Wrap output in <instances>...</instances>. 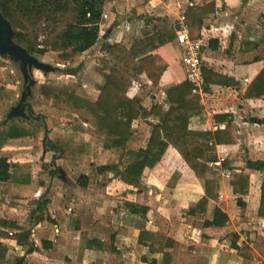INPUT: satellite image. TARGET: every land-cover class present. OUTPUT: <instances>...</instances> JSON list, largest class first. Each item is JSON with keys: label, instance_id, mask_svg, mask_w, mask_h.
I'll return each instance as SVG.
<instances>
[{"label": "trees", "instance_id": "obj_1", "mask_svg": "<svg viewBox=\"0 0 264 264\" xmlns=\"http://www.w3.org/2000/svg\"><path fill=\"white\" fill-rule=\"evenodd\" d=\"M108 1L123 0H0V10L17 32L16 42L32 55L41 57L49 53L52 60L61 67L66 68L70 64L68 68H74L83 63L84 54L100 42L104 5ZM216 10V1L202 6H189L186 9L185 21L189 24L190 38L193 41L205 39L206 43L204 22ZM245 12H249L250 17L256 13L248 6ZM262 19L264 20V13L261 15ZM134 20L138 35L131 45L102 42L100 50L109 55L111 62L106 58L93 62L90 72L84 71L76 81L47 80L40 86L42 106L61 118L69 119L72 126L67 135L56 139L57 148L62 152V157H65L69 147H83L84 158L77 162V166L86 171L77 179L83 188L88 187L91 179L99 174H112L128 185L141 186L146 169H153L161 163L168 149L174 148L195 175L205 181L207 188L209 187V195L213 191L218 193L222 187V171L214 165L218 160L209 158L216 155L217 146L238 143L237 121L230 113H219L216 115L217 123L219 126L224 124L225 128L215 131L204 129L207 113L201 103V96L194 92L196 85L189 80L167 89L166 99L163 102H153L150 106L145 104L143 97L131 96V91L143 75H147L154 85L160 84L168 65L154 54V51L177 41L179 29V25L168 17L141 16ZM39 31H44L48 36L43 43L39 41ZM207 43L213 48L218 39L210 37ZM263 43L264 35L257 42L244 41L242 49L249 51L251 46L258 49ZM7 66L6 60L0 58V68ZM202 76L203 91L208 94L212 92L213 85H219L238 88L244 92L246 99L264 98V69L247 87L242 81L211 66L203 67ZM90 82L98 93L94 98L79 93V87ZM18 94L16 87L0 85V152L13 141L32 140L39 133L34 119L14 118L6 121L7 115L18 100ZM140 121L147 125V143L141 147L131 146L129 142L136 135L135 125ZM254 121L264 124V119ZM94 146L103 153H113L107 164H97L92 160ZM222 166L227 168L228 162L222 161ZM246 168L263 172L264 160L247 159ZM32 176L31 162H12L0 155V184H9L8 189H3L0 193H10L12 185L31 184ZM179 176L180 174L175 172L168 186L175 187ZM40 183L44 185L45 182ZM230 184L234 193L240 196L238 204L244 206L241 196L249 195L252 191L250 173L233 171ZM207 203L208 201L202 198L189 213L206 212ZM46 206V203L37 206L38 213L31 225L20 220L0 217V264H36L28 259L29 256L54 248L55 241L51 236L59 224L47 213ZM127 206L136 214L145 215L149 210L147 206L137 203H127ZM258 215L264 218V178L260 186ZM68 218V224L77 219L73 215ZM228 220L224 210L215 206L213 218L207 225H224ZM68 228L70 229V226ZM10 231L14 233L11 235ZM1 237H9L18 246L26 247V253H19L17 248L11 249L1 241ZM115 237L113 235L105 239L104 244L108 246L102 249L110 250ZM238 240L239 235H234V248L238 249L242 256L250 257L251 249L245 243L238 245ZM139 243L147 246L151 253L163 254L161 264H173L172 253L168 250L172 241L165 234L141 229ZM149 263L157 264V261L151 258Z\"/></svg>", "mask_w": 264, "mask_h": 264}, {"label": "crops", "instance_id": "obj_2", "mask_svg": "<svg viewBox=\"0 0 264 264\" xmlns=\"http://www.w3.org/2000/svg\"><path fill=\"white\" fill-rule=\"evenodd\" d=\"M127 1L126 5L119 4V1L106 2L109 17L103 20L102 30H105L108 35L107 41L112 42L111 37L114 39L118 35H123V32L116 30V27L120 28L119 25L124 22L125 27L127 26L125 30L128 31L125 36L132 37L137 30L133 20L138 17H168L175 23H179L181 15L185 13L190 3H194V6H202L210 1H216L217 10L204 22V36L207 41L210 37L218 39V43L212 48L208 46L207 41L204 42L205 39L200 40L205 44L204 66H211L223 74L231 75L236 80L242 81L246 87L264 69V43L260 44L258 49H253L252 46L249 51L242 49L244 41L257 42L264 35V26H262L264 20H261V15L264 13V0H173L171 3L166 0ZM124 5L128 9L133 8L134 12L128 13L131 19H123ZM247 6L256 11L252 17L249 12H245ZM102 42L86 54L89 55L93 50L98 52L95 59L100 56L106 58L100 50ZM154 54L168 65L161 82L168 80L169 86L163 89L161 82L156 86L147 75L141 76L130 95L143 97L147 106L153 102H163L166 99L167 89L188 80V70L182 60L183 46L179 40L158 48ZM56 72L59 71L49 73ZM43 73L39 71L33 75L37 78L36 81H40L37 94L45 81L55 80L45 75L47 73ZM176 73L181 77L179 83L175 81ZM65 74L78 80L76 75H69L66 72ZM2 78L4 82H1ZM12 79L15 80V76L10 66L0 68V85L13 86L20 90L18 80H15L14 84L7 83ZM146 84L155 86L154 91L146 94ZM31 96L33 97V88ZM208 96L206 102H201L207 113V121L203 128L210 131L224 129V124L219 126L217 123L216 115L226 112L236 119L239 134L237 144L217 146L216 155L210 157L212 160L220 157V160L216 162V166L222 171V187L218 192L219 195H209L207 192L209 187L207 188L205 181L195 175L174 148L170 151L168 149L160 163L162 170L153 172L152 169H146L141 186L128 185L112 174H99L91 179L88 187L83 188L78 184L77 177L86 171L79 165L77 167L80 169H77L74 161H81L84 158V149L81 145H73L67 149V155L72 159L65 163V166L61 161V167L58 166L59 161H57L58 176L52 173L48 176L49 178L43 176L41 178V181L45 182L43 185L40 181H35L38 173L33 170L31 184L21 186L24 194H19L20 198L12 199L15 204L8 206L3 213L6 214L3 217L12 219L11 214L13 216L14 212L22 211L23 208L28 209V207L30 210V204L38 206L46 203L47 213L57 220L59 225L54 228L51 236L55 241L54 248L46 252L33 253L29 257L30 261L36 264H56L57 262L58 264H150L152 258L157 261V264H161L163 254L151 253L147 246L139 243L140 231L145 229L149 232L165 234L172 241L168 250L172 253L173 264H264V218L258 215L260 186L264 174L261 171L246 168L247 159L264 160V124L254 121L264 119V98L246 99L244 92L238 88L219 85H213L212 92ZM30 104L35 109L36 118L40 119L41 116L37 111L42 106L31 101ZM48 115L43 114V131L39 132L37 137L32 140L13 141L3 150L27 147L30 144L36 146L38 136H43L44 146L46 136L49 139V141L46 140L47 145L54 138L66 134V131L61 129L60 135L58 124L69 119L58 116L55 118L57 123L54 124ZM150 120L153 121L152 118ZM139 124L146 126V129L142 126L139 128ZM135 128L136 136L131 139L129 145L145 146V140L143 139L140 144V138L147 136L146 123L140 121ZM34 140L35 143L32 142ZM52 151L45 154L46 161L53 160L55 155ZM222 151L225 155H221ZM239 151L247 153V159L242 165L238 161L235 163L233 156L236 154L234 152H237L235 156L239 157ZM111 153H103L94 146L92 160L97 164H107L113 157ZM222 161L228 162L227 168L222 166ZM233 171H246L251 175L252 191L249 195L241 196L244 206L238 204L240 196L234 193L230 184ZM175 172L180 174L179 180L176 181L175 187H169L168 184ZM228 172L231 173L230 177H227ZM57 186H61V194L55 190ZM254 188L257 191H253ZM202 198L208 201L206 204L208 210L190 214L189 211ZM127 203L144 205L149 210L145 215L136 214L131 211ZM215 206L221 207L227 214L229 220L226 224L207 225V222L213 218ZM240 209H243V212ZM34 212L29 211L30 215H26L20 221L30 224L33 221ZM69 215L77 218L70 224H68ZM76 221L80 223L77 224ZM113 235L116 236L113 247L110 250H103V247L108 246L104 244V240ZM234 235H239L238 245L245 243L251 249L250 257L242 256L238 249L234 248L232 244ZM59 238L61 242L58 241ZM7 242L10 243L8 244L10 247L12 245L13 248H17L14 240ZM59 244H61V257L57 256Z\"/></svg>", "mask_w": 264, "mask_h": 264}, {"label": "rangeland", "instance_id": "obj_3", "mask_svg": "<svg viewBox=\"0 0 264 264\" xmlns=\"http://www.w3.org/2000/svg\"><path fill=\"white\" fill-rule=\"evenodd\" d=\"M167 1H169V3L173 2V0H166V2ZM127 2H128L127 0H123V1H119V4L123 5V4L127 3ZM132 4L134 5V2H132ZM125 5L123 7V9H124V12L123 13L124 14H122V16L123 17H128V13L131 14L134 11L132 10L133 9L132 7L130 9L125 8ZM133 21L136 24V21L135 20H133ZM125 24L126 23L124 22V23H122V25H119V26H121L120 28L116 27V30L123 32V35H118L114 39L111 37V40H112L111 43H123V44L131 45L134 42V38L138 35V31L136 30V33L132 37L125 36L126 33L128 32V31L125 30V28L127 27V26L125 27ZM116 33H118V32H116ZM37 34L39 36V39L40 38H43L44 40H47V37L48 36H47V34L44 31H39ZM100 34H101L100 42L101 41H107L106 39H108L107 38L108 35H107L106 31L105 30H102V28H101V33ZM96 53H98V52L92 50V52L89 55L86 54V53L84 54V58H85V61L83 62L84 65H83V67L81 69V72L76 75L77 78H79L84 71L86 73H89L90 72L89 71L90 70V65L93 62H99V61H101L99 59H103L100 56V55H102L100 52H99L100 55L98 54V56H100V57L97 58V59H95L96 58ZM102 53L105 54L103 56H105L106 59H107V57H109V55L107 53H105V52H102ZM37 58H39L42 62L50 63L51 65L56 66V67H61L59 64H57L55 62V60H52V58L50 57V54L49 53L46 54V55H44V56L37 57ZM5 60L8 63V66L7 67L10 66L12 68V70H14L15 80H18L19 83H20V85H19L20 86V90L18 89V91H19L18 100L15 102V104H17V103H19V101H20V99L22 97V92L24 90V77H23V74H22V72L20 70V66H19L18 63H15L9 57H7ZM107 60L109 62H111V59H107ZM86 61H88V62H86ZM66 68L61 67V70L59 72H56V73H47V74H45V73H43L40 70H37L36 72L39 73V71H40L43 74L48 75V76H50L51 78H54L57 81L68 82V81L72 80L73 78L66 76V74H65V71H66L65 69ZM35 70L36 69L33 68V75H34V73H36ZM33 78H34V80L35 79L37 80V78L35 76H33ZM15 80H13V79L12 80H9V82H7V83L14 84V81ZM36 80H35V84L33 85V97L30 96V99L28 97L27 100H28L29 103H30V101L32 103H38V105H40V107H41L42 106V104H41V98H40L39 94H37V88L40 85L39 84L40 81H36ZM73 80L76 81L75 79H73ZM175 81H176V83H179L181 81V77H180V75L178 73H176V79H175ZM1 82H4V78H2ZM146 83H149V82L146 81ZM161 83H162V88L163 89H166L169 86L168 80L167 81L163 80ZM146 85H147V87L145 89L146 94H148L149 91L150 92L154 91L155 86L152 87L150 84H146ZM88 86H90V87H88ZM95 90L96 89L93 87L92 82L88 83L87 85L84 84L83 86L79 87V93L80 94H82L84 96L91 97V98H94L96 96V91L97 90L96 91ZM38 109H39V111H37V113H39V115L41 117H40V119L39 118H33V119L36 120V122L35 121L34 122H35V125L37 126L39 132H42L43 131V120H42L43 114L44 115L49 114L48 116L51 117V120L54 122V124L57 123V121H56L55 118L58 117V115H55L54 113H52L49 110H46L45 107H43V106L41 108H38ZM31 120H32V118H31ZM59 121H61V120H59ZM79 121H77V123ZM80 122L82 124L84 123L83 121H80ZM80 122H79V124H81ZM140 126L145 127V129H146V126H144L142 124H139V128H140ZM58 127L60 129V131H59L60 135H61V129H64L66 131V133H67V131H69L70 129H72V126L70 125V120H68V121L65 120L63 122L61 121V123L58 124ZM67 134H63V135H67ZM38 137H39V139H37V141H36L37 142V145L36 146H33L32 144H30L27 147H25V146L24 147H17L16 149H13V150L7 149V150H2V152H0V155L7 157L12 162H15V161H19V162H31L32 165H33V170L38 173L36 175V177H35V179H36L35 181H41V178L43 176H47L48 177V176L51 175V173L54 174V176H58L59 172H58V168H57V161H59L58 162L59 163L58 166L61 167V161L63 162V164L65 166V163H67L70 159H72V158L68 157L67 154H66L65 157H62L61 155H59V151L56 153V152L52 151L53 149L52 150L50 149V145H48V144H53V143L56 144V139L57 138H54L50 143H48L46 145V149L47 150H45V147L42 144L43 136H38ZM147 137H148V135L145 138L144 137H141L140 138V144H141V142H143L142 141L143 139L145 140L144 142L146 144L147 143ZM32 142L35 143V140L32 141ZM48 149H50V151H52L54 153V155H57V157L54 156L53 160H47L46 161L45 160V154H47V152H50V151H48ZM170 150H173V148H169V151ZM239 152H240V156L239 157L238 156H235V155H237V152H234L236 154H234L233 156H234V159H235V163H236V161H238L240 163V165H242L243 161L245 159H247V157H246L247 153L244 152V151H239ZM111 154L113 155V153H111ZM221 155H225V153L222 151L221 152ZM218 159L220 160V157H218ZM74 162L76 164L74 166L78 169L79 168V167H77V162L78 161H74ZM54 164H56V165H54ZM215 164L216 163H214V165ZM152 170H153V172H157L159 170H162V167H161L160 163L157 166H155ZM263 174H264V171H263ZM79 176L77 178H79ZM221 179H222V177H221ZM32 180H33V176H32ZM8 185L9 184H6V185L1 186V184H0V191L3 190V189H8ZM21 186H22L21 184L12 185V188H11V192L10 193H8V194H2V193H0V215L2 214V216H0V217H3V215H6V214H3V213L6 211V209L8 208V206H11L12 204H15V202H12L13 201L12 199H17L18 197L20 198L19 194H21V195L24 194L23 188ZM24 186H26V185H24ZM210 187L212 188V186H210ZM15 188H18V190H14ZM55 190H57V193H60L61 194V186H59V187L57 186L55 188ZM255 190H256V188L253 189V191H255ZM214 193H216V191L215 192L213 191L210 195L212 196ZM46 194H47L46 197L48 198V195H49L48 191L46 192ZM216 194L219 195L218 193H216ZM30 205H31V209L30 210H29V207H28V209L27 208H23L22 211L14 212V215L13 216L11 214L12 219H19L20 220L21 218L25 217L26 215H30L28 213L29 211L30 212H34L35 211L34 214H33V217H35L37 215V213H38L37 212V206H36V204H30ZM32 206H36V207H32ZM241 208H243V207H241ZM240 211L243 212V209H240ZM8 216H9V214H8ZM6 217L7 216H5L4 218H6ZM34 219L35 218H33V221H34ZM33 221H31L30 225L33 223ZM9 233L12 235L14 232L13 231H10ZM9 240H11L9 237L8 238L7 237H1V241H3L6 244H10L9 242H7ZM58 241L61 242V238H59ZM14 245H15V241H14ZM58 246H59V249H58V252H57V256L58 257H61V252H60V250H61V244H59ZM13 247L14 246L11 245V249ZM16 247H17L18 252L21 253V254H25L26 251H27V248L26 247H21V246H18L17 244H16ZM18 248H20V249H18ZM58 263L59 262H57L56 264H58Z\"/></svg>", "mask_w": 264, "mask_h": 264}, {"label": "water", "instance_id": "obj_4", "mask_svg": "<svg viewBox=\"0 0 264 264\" xmlns=\"http://www.w3.org/2000/svg\"><path fill=\"white\" fill-rule=\"evenodd\" d=\"M131 19L132 17H124L123 19ZM17 32L14 30L12 23L4 16L0 10V57L6 59L9 57L15 63H18L20 70L24 77V90L19 103L15 104L10 113L6 117V121L14 118H27L31 119L35 114V109L28 102V97L32 95V88L35 84L33 78V68L40 70L44 73L60 71L61 67H56L50 63L42 62L39 58L32 55L26 48L16 42ZM84 63H81L78 67L66 69V73L69 75H77ZM45 139L44 147L46 150V140L49 141L48 136ZM50 143V142H49ZM50 149L54 152L59 151V155L62 156V152L57 148L56 144H50ZM57 157V155H55ZM55 157V158H56ZM212 160V158H209ZM56 165V164H54Z\"/></svg>", "mask_w": 264, "mask_h": 264}, {"label": "built area", "instance_id": "obj_5", "mask_svg": "<svg viewBox=\"0 0 264 264\" xmlns=\"http://www.w3.org/2000/svg\"><path fill=\"white\" fill-rule=\"evenodd\" d=\"M149 1H158V0H149ZM194 3H190V6H194ZM108 5L105 3L104 12L102 16L101 28L103 25V20L108 19ZM179 29L177 32L178 40L182 43L183 46V64L188 70V80L193 82L196 85L195 93L201 96V102H206L208 100V94L203 91V76L202 69L204 67L203 60L201 58V51L203 47L202 41H193L190 38V27L189 24L185 21V15L182 14L180 17ZM101 37V36H100ZM40 43H43L44 39H39ZM42 46H39L41 48ZM110 59V57H107ZM70 67V64L66 66ZM227 177L231 176V173H227Z\"/></svg>", "mask_w": 264, "mask_h": 264}, {"label": "flooded vegetation", "instance_id": "obj_6", "mask_svg": "<svg viewBox=\"0 0 264 264\" xmlns=\"http://www.w3.org/2000/svg\"><path fill=\"white\" fill-rule=\"evenodd\" d=\"M33 118H36V114H34V116L32 117V119H33ZM49 145H50V144H49Z\"/></svg>", "mask_w": 264, "mask_h": 264}]
</instances>
